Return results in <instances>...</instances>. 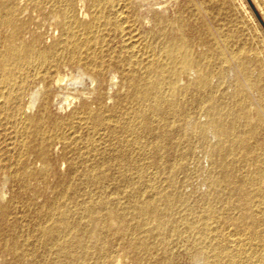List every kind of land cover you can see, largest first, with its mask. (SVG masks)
Returning <instances> with one entry per match:
<instances>
[{
	"label": "bare ground",
	"instance_id": "obj_1",
	"mask_svg": "<svg viewBox=\"0 0 264 264\" xmlns=\"http://www.w3.org/2000/svg\"><path fill=\"white\" fill-rule=\"evenodd\" d=\"M180 1L0 0V264H124L116 224L133 264H264V113L244 31L191 28ZM54 105L67 129L48 122ZM29 144L61 145L69 172L32 236L13 191L50 163ZM195 148L209 168L192 201Z\"/></svg>",
	"mask_w": 264,
	"mask_h": 264
},
{
	"label": "rangeland",
	"instance_id": "obj_2",
	"mask_svg": "<svg viewBox=\"0 0 264 264\" xmlns=\"http://www.w3.org/2000/svg\"><path fill=\"white\" fill-rule=\"evenodd\" d=\"M199 4L200 6L203 5V7L201 6V12L203 13V15L201 14L200 16L193 17L192 11ZM179 10L185 13L184 15L186 19L190 20L191 28L192 27L198 28L200 27L201 24H207L212 28H226L229 27L230 22H233L234 25H237L242 31H244L243 43L247 46L248 51H250L249 52L250 55H248V66H249L248 69L250 75V83L258 86L255 89L254 88L251 89V95L252 98L257 101L258 106H260L261 110L264 113V0H223V1L181 0L176 11ZM42 27L45 29L44 30L42 28V30H44L45 32L42 33L43 38L41 42L42 46L40 45V49L46 50L53 43V40L50 38L48 39L47 37L48 32H46V30H48V26L46 27L43 25ZM186 34L188 36H193V32L191 31H187ZM251 50L253 51V53L251 52ZM54 106H52L49 109V113L47 114L48 122L50 124L60 123L65 129H67L68 128L67 123L70 117L69 111L64 112L63 110H58L60 106L59 107L56 106L54 107ZM78 109L79 107L77 108V110ZM252 124L254 125L255 122H252ZM37 149L38 148L35 144L28 145V150L31 151V153L29 152V154H31L30 159L32 158L31 159L32 161L37 160V161L50 163L51 166L49 165L47 167V171L49 172L46 171L47 173L46 172L40 173L38 171V175H37L38 179L31 180L30 185L28 186L27 190L24 193L17 194L16 193L17 191L15 189H14L15 192L13 191V193L16 194L17 196L15 198H17V201L19 202L18 203L19 211H20L19 215L23 216V223H24L23 225H25L24 230L27 232L29 236L36 234L34 233L35 225L38 222V216L36 212L44 211L45 209L53 205V203L61 193L62 185L65 184V182L68 180L69 177V172L67 171V167L65 166L64 162L60 160V156L63 154V147L61 145L59 144L55 145V147H53L55 151L51 150L50 154L46 152L44 156L43 155L41 156L39 152L40 150L38 151ZM56 149L58 150L56 151ZM55 152L56 155H54ZM31 156H33L34 158ZM195 156H196L195 158L196 160H194V163L192 162V164L190 165L189 179L187 180V182L184 183L182 190L184 195L188 196L192 201L200 198L202 194L205 192V185L203 184V182L207 178L208 168H209V161L206 158V156L203 154V152L200 150V148H195ZM45 158L47 160H45ZM55 159L58 161V163L55 161ZM62 167L64 169V170L62 169L64 173L60 170V168ZM51 170L52 171L54 170V172L51 173ZM51 180L53 183L50 182ZM38 182L41 183L40 184L41 186L38 184ZM33 186L34 188H31ZM10 189L11 188L9 187V193L11 194ZM68 196L69 197L72 196L71 193H69ZM93 196L94 198H96L95 193L92 194V198ZM21 201H23L25 204ZM74 201L76 202L77 205H82L83 199L81 198V194L79 193L76 194L74 196ZM27 202L28 203L31 202L32 205L30 206L26 205ZM95 225L96 227L99 226V224L97 225V223H95L94 226ZM115 226H116L115 227L116 231L113 232L112 230H110L108 232V236L110 237V239L113 240V242L116 241L115 243H118V246H116L114 250H116V252L119 251V255L121 256L120 258L124 264H133L128 254V251L125 249L123 250V245L121 241L123 240V236L126 232V226H124L123 224H116ZM89 236H95V235H89ZM90 240L94 241V237H90ZM157 254H158L157 251L156 250L154 251L153 249L151 254L149 255V258L151 259L150 260L151 263L153 261L156 262L157 259L154 258L158 256Z\"/></svg>",
	"mask_w": 264,
	"mask_h": 264
}]
</instances>
